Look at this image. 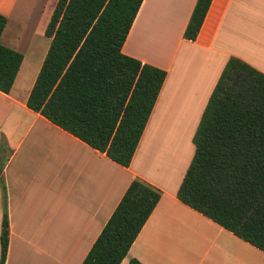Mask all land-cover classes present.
<instances>
[{
  "label": "crops",
  "instance_id": "0c3cea01",
  "mask_svg": "<svg viewBox=\"0 0 264 264\" xmlns=\"http://www.w3.org/2000/svg\"><path fill=\"white\" fill-rule=\"evenodd\" d=\"M17 1L0 0L8 18L2 40ZM197 1L144 0L122 48L168 73L128 168L27 106L38 74L30 82L21 69L10 94L0 91V261L3 186L6 264H82L138 178L162 197L121 264L131 258L142 264H264V252L177 197L195 154L194 135L229 59L264 73V0H213L198 38L189 41L184 34ZM31 4L27 8L35 10Z\"/></svg>",
  "mask_w": 264,
  "mask_h": 264
},
{
  "label": "trees",
  "instance_id": "16d2710c",
  "mask_svg": "<svg viewBox=\"0 0 264 264\" xmlns=\"http://www.w3.org/2000/svg\"><path fill=\"white\" fill-rule=\"evenodd\" d=\"M213 0H198L185 31L196 41ZM144 0H58L48 52L27 106L115 163L130 167L167 71L122 48ZM0 91L10 94L24 55L2 43ZM195 154L178 199L264 252V73L232 57L193 138ZM4 191L1 261L10 242ZM162 197L134 179L82 264H121ZM130 264H142L131 258Z\"/></svg>",
  "mask_w": 264,
  "mask_h": 264
},
{
  "label": "rangeland",
  "instance_id": "374dc122",
  "mask_svg": "<svg viewBox=\"0 0 264 264\" xmlns=\"http://www.w3.org/2000/svg\"><path fill=\"white\" fill-rule=\"evenodd\" d=\"M32 2L35 10L27 8ZM57 2L58 0H28L27 3L26 0H18L12 24L6 38L2 40L5 46L24 55L21 78L30 82L38 74L46 57L50 39L45 36V30Z\"/></svg>",
  "mask_w": 264,
  "mask_h": 264
}]
</instances>
